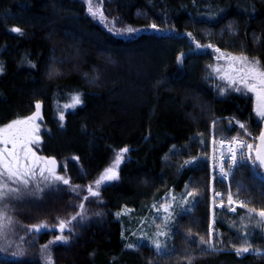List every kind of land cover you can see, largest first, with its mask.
I'll return each instance as SVG.
<instances>
[{"label": "trees", "instance_id": "obj_1", "mask_svg": "<svg viewBox=\"0 0 264 264\" xmlns=\"http://www.w3.org/2000/svg\"><path fill=\"white\" fill-rule=\"evenodd\" d=\"M106 6L123 24L145 29L117 36L81 0H0V126L29 116L39 102V152L69 161L76 183L92 182L115 152L128 149L118 178L101 189L108 215L57 244L54 264H264V230L253 214L264 210V180L245 162L229 178L243 207L234 215L227 206L216 211L209 244L211 190L226 193L212 176V139L257 135L260 123L249 94L214 93L204 72L212 54L196 48L253 56L264 68V0H108ZM75 95L81 103L66 108ZM169 188L192 193L193 203L174 214L165 249L145 242L129 248L133 220L111 214L143 212ZM236 215L245 222L244 240L218 243ZM241 248L249 251L237 254ZM0 264L42 263L0 258Z\"/></svg>", "mask_w": 264, "mask_h": 264}, {"label": "rangeland", "instance_id": "obj_2", "mask_svg": "<svg viewBox=\"0 0 264 264\" xmlns=\"http://www.w3.org/2000/svg\"><path fill=\"white\" fill-rule=\"evenodd\" d=\"M86 8V12L98 23L106 27L113 33L122 32L123 30L131 27L133 29H139L143 31L145 27H132L127 24H123L119 18L113 15L107 8L106 3L108 0H81ZM89 4H91L97 15L93 17L89 11ZM102 9V16L100 10ZM138 31L135 33L138 34ZM128 36V35H124ZM198 45V44H197ZM196 47L199 50H209L212 54L213 60L205 66V75L210 82L214 93L218 97H225L231 93H244L249 94L252 97V111L256 120L260 123L262 120L255 113V107L257 104L256 94L249 93L246 89H243L242 85L236 83L232 84L231 77L238 78L239 71L230 72V68H239V65H233L230 61L224 59L225 54H231L230 52L220 50L218 53L216 47L211 45ZM235 56H246L250 61H259L258 58L245 55V54H231ZM217 57H221L217 59ZM259 65L261 70H264L260 61ZM222 69L217 72L215 69ZM221 77H225L221 79ZM236 87H240L241 91H236ZM36 110H34L29 116H32ZM26 116V117H29ZM19 118L16 120H24ZM13 120V121H16ZM41 112L40 119L37 121H30L27 124L14 125L13 131L19 129L20 137L17 143V150L19 151L20 144L27 145V149H31L32 153H35V157L50 158L43 162L36 161L32 155L28 156V161L33 165L39 163L40 166L36 168V176L34 179H30V183L27 186L7 182L6 177L0 178V258L4 260L12 259L16 261H38L42 264H54V247L57 244H65L71 242L77 235H79L88 223L95 220L100 222L101 219L108 215L104 209V199L101 196V189L111 183L112 181H101L97 186V181L101 180L105 170L112 167L116 163V156L120 151L115 152L109 165L105 170L99 174V176L92 182L76 183L73 181V177L67 172L68 162L66 159H57L49 156H44L39 152V143L41 141ZM12 121L7 122L0 126V128L10 124ZM239 124V123H238ZM241 125V124H239ZM35 126V131L33 127ZM244 136H220L217 139H212V145L208 159H210V166L212 176L219 179L220 182L226 186V193L220 191H212L210 197V246H213V222L219 216L216 211L222 210L224 206H227V211L233 215L238 213V209L242 208L240 202L236 201L231 195L229 187L230 174L234 167L242 160L237 161L235 166H231L229 162L224 161L223 170L220 172L216 163L218 162L219 153L216 151L217 141L221 140H239L248 145L255 146L257 135H251L248 131H245ZM39 137V143L31 144L28 141ZM4 148L3 144H0V150ZM8 149H11V144L8 145ZM123 150V149H122ZM125 152L121 157L120 163L115 168L116 171L121 166L124 160ZM221 155V154H220ZM20 163L24 164V151L19 152ZM75 158H71V160ZM12 163L15 167L13 158L7 157L4 160V164ZM3 167L0 166V171H3ZM27 170V169H25ZM43 170V177L40 175ZM261 176L264 173L256 170ZM223 173H227V180H223ZM220 174V176H219ZM55 177H61L62 179L56 180ZM64 180H68L69 183L65 184ZM7 183L9 188L17 189L15 192H7V189L3 185ZM95 193V195L93 194ZM231 198V199H230ZM193 203L192 195H189L188 191L174 190L169 188L162 195L156 199H151L144 205V211H134L132 209L125 208L121 210L122 213L111 214L115 218L119 215H124L127 219L133 220V226H129L128 236L126 237L127 246L134 248L135 243L145 242L155 248V245L159 243L162 246V250L165 249L169 238L171 237V224L176 212L188 211ZM51 209H48V206ZM223 205V207H220ZM257 217V221H260L261 227L264 230V217H260L258 213H253ZM29 220V221H28ZM26 221V222H24ZM28 222V223H27ZM244 220L241 216L231 218L229 226L232 228L229 234L223 235V238L218 241L220 243L224 240L228 243H241L244 239H240V229L244 225ZM44 224L46 228L39 233L31 231L33 226ZM63 224L64 230L60 231V225ZM236 228V229H235ZM163 233V235H161ZM62 235L64 241H57V236ZM66 241V242H65ZM156 249V248H155ZM161 250V251H162ZM160 252V251H159Z\"/></svg>", "mask_w": 264, "mask_h": 264}, {"label": "snow or ice", "instance_id": "obj_3", "mask_svg": "<svg viewBox=\"0 0 264 264\" xmlns=\"http://www.w3.org/2000/svg\"><path fill=\"white\" fill-rule=\"evenodd\" d=\"M89 13L95 17L97 15V12L93 10L91 4H89V8H88ZM100 14L102 16V9L100 10ZM153 30H158L157 26L155 24L150 26ZM11 31L20 33L21 30L19 28H13ZM141 31L139 29H133L131 27L123 30L122 32H116L115 35L117 36H124V35H128V36H133L135 35L136 32ZM197 47L199 48L200 46L197 45ZM208 47H212L211 45H209ZM216 51L219 53L220 50L216 49ZM184 54H181L180 57H178V62H181L183 59ZM221 57H217V59H220ZM224 59L230 61L233 65H239V68H230L229 71L230 72H234V71H239V77L235 78V77H231L230 79H232V84L233 86H235L236 83H239L240 85H242L243 89H246L247 92L249 93H255L256 94V107H255V113L258 117H260L261 119H264V70H261L260 65H259V61H250L246 56H235V55H231V54H225ZM34 67V65H33ZM217 72L222 71V69H215ZM225 77H221V79H224ZM236 91H241L242 89L240 87H236L235 89ZM73 103L71 105H66L65 107H76L81 103V99L79 95H75L72 98ZM36 107V112L29 117H26L24 120H16V121H12L10 124L0 128V144L4 145V148L2 150H0V166L3 167V171H0V178H4L6 177L7 182H11V183H15V184H19V185H23V186H27L30 183V179H34L36 176V168H38L40 166L39 163L36 164H32L31 162L28 161V156L32 155L34 157V159L36 161H40L43 162L45 160H50V158H39V157H35V153L31 152V149H27V151H25V149L27 148V145L24 143L20 144V148L19 151L17 150V143L19 140V137L21 135L20 130L17 129L15 131H13V127L14 125L17 124H27L30 121H37L40 119V109H41V105L39 102L36 103L35 105ZM59 119L61 121L64 120V113L61 112ZM240 127L243 129L244 125L241 124ZM33 131H35V126L33 127ZM259 139L264 142V132L261 133ZM28 143L31 144H37L39 143V137H36L35 139H32L30 141H28ZM11 144V149H8V145ZM249 148H252V145H248ZM20 151H24V164L21 165L20 163V156H19V152ZM128 151V149H123L121 150V153H118L116 156V163L105 170V173L102 175L101 180L97 181V186H99V184L101 183V181H112L117 179V175L115 174V168L116 166L120 163L121 161V157L123 155V152ZM7 157H11L13 158V161L15 162V167H13L12 163L9 164H4V160ZM250 158V157H249ZM232 160V164L231 166H235L237 164V159L236 156L233 155L231 157ZM186 163H191L186 162ZM252 166L253 167H257V166H264V155H262L261 153H257L256 155V159L252 160ZM27 169V170H25ZM40 175L43 177L44 173L43 170L41 171ZM222 176L226 177L227 173H223L222 172ZM56 180H60L62 179L61 177H55ZM65 184H68L69 181L68 180H64ZM4 188L7 189V192H15L17 191V189L14 188H9L8 184L5 183L3 185ZM95 195V193H93ZM189 195H193L192 193H189ZM231 199V198H230ZM220 207H223V205H220ZM258 215L260 217H264V210H261ZM46 228V225L41 224L38 226H33V228L31 229V231L37 232L39 233L40 231L44 230ZM64 230V226L63 224L60 225V231L63 232ZM161 235H163V233H161ZM57 241H64V237L62 235L57 236L56 240L53 241V243L57 242ZM66 242V241H65ZM131 247V245L129 246ZM156 250L159 252L162 250V246L157 243L155 245ZM249 249L248 248H241L237 250V254H240L242 252H248Z\"/></svg>", "mask_w": 264, "mask_h": 264}, {"label": "built area", "instance_id": "obj_4", "mask_svg": "<svg viewBox=\"0 0 264 264\" xmlns=\"http://www.w3.org/2000/svg\"><path fill=\"white\" fill-rule=\"evenodd\" d=\"M216 151L219 153L218 162L216 163L217 169L221 172L223 170L224 161L232 164L231 157L236 156L237 161H246L252 168V160L254 149L248 147V143L239 140H219L216 144ZM221 154V155H220ZM250 157V158H249ZM220 176V174H219ZM222 179H226L223 177Z\"/></svg>", "mask_w": 264, "mask_h": 264}, {"label": "water", "instance_id": "obj_5", "mask_svg": "<svg viewBox=\"0 0 264 264\" xmlns=\"http://www.w3.org/2000/svg\"><path fill=\"white\" fill-rule=\"evenodd\" d=\"M184 58V56H183ZM264 132V119H262L260 121V129L256 138V143H255V159H256V155L257 153H261L262 155H264V142H262L259 137L261 135V133ZM258 168H260L262 171H264V166H258Z\"/></svg>", "mask_w": 264, "mask_h": 264}]
</instances>
